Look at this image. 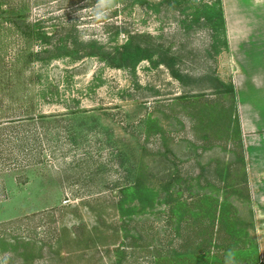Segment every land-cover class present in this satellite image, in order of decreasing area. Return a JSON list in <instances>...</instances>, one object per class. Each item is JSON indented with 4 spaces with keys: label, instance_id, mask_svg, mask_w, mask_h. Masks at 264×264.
<instances>
[{
    "label": "rangeland",
    "instance_id": "obj_1",
    "mask_svg": "<svg viewBox=\"0 0 264 264\" xmlns=\"http://www.w3.org/2000/svg\"><path fill=\"white\" fill-rule=\"evenodd\" d=\"M117 3L0 0V264H257L236 84L264 41L239 49L215 0Z\"/></svg>",
    "mask_w": 264,
    "mask_h": 264
},
{
    "label": "crops",
    "instance_id": "obj_2",
    "mask_svg": "<svg viewBox=\"0 0 264 264\" xmlns=\"http://www.w3.org/2000/svg\"><path fill=\"white\" fill-rule=\"evenodd\" d=\"M254 7H264V0H250ZM239 0H222L224 15L226 19L227 32L232 33L230 37L237 41V47L243 43L254 42V46L264 41V26L260 32H252L256 25L249 19V14L237 10ZM236 13V14H234ZM251 21V22H250ZM259 34V38L250 39L252 35ZM235 41V42H236ZM252 52L258 55H263L257 60H242V52L239 57L241 64L247 66L252 62L258 66L257 73L243 74L246 77L244 88L236 84L237 99H238V112L241 114V125L245 132V148H246V161L251 172L250 180L252 185L253 200L260 202L264 205V50L252 49ZM249 54L250 51L247 50ZM250 70V69H249ZM247 71V70H246ZM248 72V71H247ZM238 81V80H237ZM255 187L257 190H254ZM257 264H264V255Z\"/></svg>",
    "mask_w": 264,
    "mask_h": 264
},
{
    "label": "clouds",
    "instance_id": "obj_3",
    "mask_svg": "<svg viewBox=\"0 0 264 264\" xmlns=\"http://www.w3.org/2000/svg\"><path fill=\"white\" fill-rule=\"evenodd\" d=\"M118 7L119 4L117 3V0H97L94 18L98 21L103 20L110 11ZM225 264H236L235 253L233 250L228 251Z\"/></svg>",
    "mask_w": 264,
    "mask_h": 264
},
{
    "label": "trees",
    "instance_id": "obj_4",
    "mask_svg": "<svg viewBox=\"0 0 264 264\" xmlns=\"http://www.w3.org/2000/svg\"><path fill=\"white\" fill-rule=\"evenodd\" d=\"M215 2H217L218 4H219V7H220V9H221V17H220V20H222V22H224V16H223V6H222V0H215ZM210 18H212L213 19V25H212V27H214V26H216V23H214V21H216V20H218L219 19V17H217V13H216V16L214 15V17L213 16H209ZM208 21V20H207ZM184 23V22H183ZM186 24V23H185ZM188 25H192L190 22H188ZM194 26V25H193ZM43 35L46 37V38H48V39H50V37H48L44 32H43ZM139 35V34H138ZM141 37H143V41H147V42H149V38H148V36H146V35H140ZM139 36V37H140ZM131 37H136V36H131ZM136 45H138V46H141V48H140V50H142V51H144V52H148L149 51V47H148V45H146L145 47H142L143 45L141 44V43H137ZM152 45V44H151ZM151 48H153V46H150V49ZM49 50H51V49H41V51H39V52H36L35 53V56L38 58L37 60H39V61H44L46 58H48L49 56H47V54H48V52H49ZM165 64H167V66L168 67H172V64H170V61L171 60H166V58L164 59V58H162L161 59Z\"/></svg>",
    "mask_w": 264,
    "mask_h": 264
}]
</instances>
